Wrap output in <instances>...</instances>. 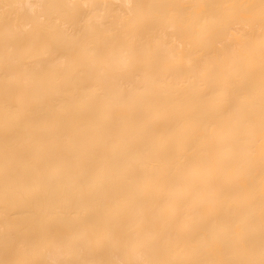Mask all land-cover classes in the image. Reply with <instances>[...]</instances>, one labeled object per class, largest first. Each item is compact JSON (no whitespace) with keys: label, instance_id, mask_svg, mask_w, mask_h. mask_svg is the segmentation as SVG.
Wrapping results in <instances>:
<instances>
[{"label":"bare ground","instance_id":"1","mask_svg":"<svg viewBox=\"0 0 264 264\" xmlns=\"http://www.w3.org/2000/svg\"><path fill=\"white\" fill-rule=\"evenodd\" d=\"M0 264H264V0H0Z\"/></svg>","mask_w":264,"mask_h":264}]
</instances>
